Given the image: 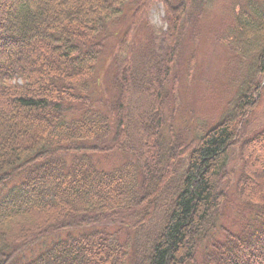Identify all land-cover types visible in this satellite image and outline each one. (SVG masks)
Returning a JSON list of instances; mask_svg holds the SVG:
<instances>
[{"label": "trees", "instance_id": "trees-1", "mask_svg": "<svg viewBox=\"0 0 264 264\" xmlns=\"http://www.w3.org/2000/svg\"><path fill=\"white\" fill-rule=\"evenodd\" d=\"M129 1L0 0V264L33 245L41 252L22 264H198L207 242L202 264H264V0H229L236 14L219 41L246 74L223 119L199 122L190 138L171 126L176 69L213 0H143L137 23L162 3L166 29L147 23L136 57L130 28L115 60L118 97L93 114L107 33ZM109 151L132 160L99 170L90 153ZM236 177L252 218L216 242Z\"/></svg>", "mask_w": 264, "mask_h": 264}, {"label": "rangeland", "instance_id": "rangeland-1", "mask_svg": "<svg viewBox=\"0 0 264 264\" xmlns=\"http://www.w3.org/2000/svg\"><path fill=\"white\" fill-rule=\"evenodd\" d=\"M140 2L141 0H130L120 20L109 27L108 39L97 69L96 82L89 95L98 114L105 115V104L113 102L116 96V90L113 87L115 56L126 37L124 35L133 26L134 13ZM208 6L210 8L198 22L199 28L198 23L191 24L193 45L190 43L189 37L177 68L179 72V106L172 114L171 126L176 133L189 138L192 137V131L199 122H206L208 126L213 125L212 127H214L223 119L226 107L235 95L236 87L238 89L240 83L238 81H241V76L244 73V67L239 64L234 54L218 42V37H224L231 28L233 13L229 7V0H213ZM164 17L163 5L158 3L148 13L143 26L134 30L131 40L133 41L132 50L136 57L149 43L150 29L147 27V22L159 28H166ZM197 30L198 40L195 43ZM129 45L131 46V44ZM101 99H103V103L100 105ZM79 114H76V117ZM167 135L169 137L171 135L170 128L167 129ZM92 157L93 161L95 163L98 161L104 170H111L130 159L129 156L114 151L101 157L96 154ZM236 182L237 177L234 179L230 191L231 202L226 206L221 220L222 229L213 236V240L216 242L225 239L224 230L241 234L252 218V213L245 209L238 199ZM65 235L60 237L64 238ZM52 240H48L47 245ZM39 251H41V247L35 245L26 252L24 257L30 258ZM212 251L211 243H205L200 249L197 263L202 264ZM17 264H21V262L18 261Z\"/></svg>", "mask_w": 264, "mask_h": 264}]
</instances>
